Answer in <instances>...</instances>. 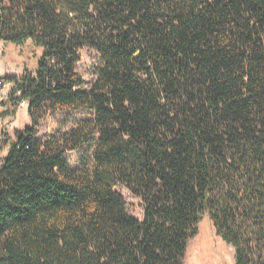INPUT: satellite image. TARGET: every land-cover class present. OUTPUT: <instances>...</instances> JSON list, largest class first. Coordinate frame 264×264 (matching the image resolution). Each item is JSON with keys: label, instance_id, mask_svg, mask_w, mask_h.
<instances>
[{"label": "trees", "instance_id": "1", "mask_svg": "<svg viewBox=\"0 0 264 264\" xmlns=\"http://www.w3.org/2000/svg\"><path fill=\"white\" fill-rule=\"evenodd\" d=\"M1 42L42 55L0 102V150L11 107L32 119L0 159V264H185L206 216L236 264H264V0H0ZM85 48L103 62L90 89Z\"/></svg>", "mask_w": 264, "mask_h": 264}, {"label": "rangeland", "instance_id": "2", "mask_svg": "<svg viewBox=\"0 0 264 264\" xmlns=\"http://www.w3.org/2000/svg\"><path fill=\"white\" fill-rule=\"evenodd\" d=\"M42 50L36 48L31 42L23 46H15L5 42L0 43V79H18L25 75L26 71L35 73ZM81 62L78 65V74L82 77L84 89H90L95 83L98 74L103 67V62L97 51L85 48L80 51ZM93 117L92 112H72L67 114L50 115L42 121L38 129L37 138L46 141L59 137L64 133L77 128V126ZM32 127V119L28 108L11 107L10 115L1 120V129L9 140L3 150H0V159L5 157L12 145L16 132L24 131ZM96 139L86 144L80 150L69 152L65 161L72 168L93 166V153ZM126 202L129 214L139 220L144 218L142 200L132 195L123 186L116 187ZM185 264H236L235 249L227 245L216 234L214 226L208 216L199 226V234L189 243Z\"/></svg>", "mask_w": 264, "mask_h": 264}, {"label": "built area", "instance_id": "3", "mask_svg": "<svg viewBox=\"0 0 264 264\" xmlns=\"http://www.w3.org/2000/svg\"><path fill=\"white\" fill-rule=\"evenodd\" d=\"M14 88V85L12 83H9L5 79H0V102L5 103L9 100L12 90ZM15 98V95H14ZM28 107L26 101H22L20 104V108H26ZM7 108H2V110H6Z\"/></svg>", "mask_w": 264, "mask_h": 264}]
</instances>
